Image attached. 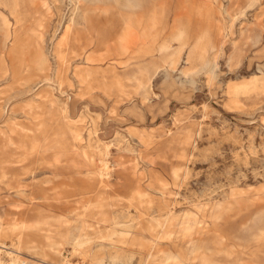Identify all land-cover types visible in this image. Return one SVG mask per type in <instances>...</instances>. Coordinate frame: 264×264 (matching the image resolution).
<instances>
[{
    "label": "rangeland",
    "instance_id": "obj_1",
    "mask_svg": "<svg viewBox=\"0 0 264 264\" xmlns=\"http://www.w3.org/2000/svg\"><path fill=\"white\" fill-rule=\"evenodd\" d=\"M76 3L0 0V264H264V0Z\"/></svg>",
    "mask_w": 264,
    "mask_h": 264
},
{
    "label": "bare ground",
    "instance_id": "obj_2",
    "mask_svg": "<svg viewBox=\"0 0 264 264\" xmlns=\"http://www.w3.org/2000/svg\"><path fill=\"white\" fill-rule=\"evenodd\" d=\"M77 2H78V7H77V3H76V7H77V9H80V6H81V8H83L84 9V11H83V16H82V20L83 21H85V22H87L86 21V18H88V11H93L91 8H88L89 6H87V4H89V3H92L93 4V6H99L100 7V5H99V2H101V0H77ZM103 3V2H102ZM73 15V14H72ZM76 15V14H75ZM71 22H75V19L73 18V19H71ZM74 24V23H73ZM70 26V25H69ZM66 28V27H65ZM136 28V23H130L129 25H128V27L126 28V32L124 33V35L121 37V44H122V47H123V49H125L126 48V46H127V44L131 41V39H132V37H134L135 36V30H137V29H135ZM68 30H70L69 28L67 29V31ZM72 30V29H71ZM81 32V31H80ZM88 32V31H87ZM144 32V31H143ZM68 33V32H67ZM67 35V34H66ZM80 35V34H79ZM88 35V34H87ZM86 35V36H87ZM137 35V34H136ZM81 36H82V33H81ZM89 36V35H88ZM136 37V36H135ZM69 38V37H68ZM75 38V37H74ZM81 38V37H80ZM62 39V38H61ZM78 39V38H77ZM90 39H91V37H90ZM92 40V39H91ZM67 42V41H66ZM63 43V42H62ZM66 44H68V43H66ZM82 46H83V50H85V48L90 44V43H87L85 40H84V38L81 40V43H80ZM92 44V43H91ZM90 44V45H91ZM53 46V45H52ZM91 47H92V45H91ZM91 47H89V48H91ZM74 48V47H73ZM66 49V48H65ZM40 51V50H39ZM43 51V50H42ZM51 54H53V53H51ZM50 54V55H51ZM66 55V54H65ZM73 55V54H72ZM38 56V55H37ZM54 56V55H53ZM86 56V55H85ZM74 57V56H73ZM77 57H78V55H77ZM205 57V56H204ZM54 58H55V56H54ZM60 59V58H59ZM66 59V58H65ZM46 60V59H45ZM57 61V60H56ZM64 61V60H63ZM81 61V60H80ZM206 61V60H205ZM71 64V63H70ZM72 65V64H71ZM78 69V68H77ZM73 70V69H72ZM72 70H70V71H72ZM88 70V69H87ZM93 70V69H92ZM81 71V70H80ZM83 71H84V69H83ZM86 71V70H85ZM91 72V71H90ZM60 73V72H59ZM84 73V72H83ZM89 73V72H88ZM75 74V73H74ZM80 74V73H79ZM82 74V73H81ZM76 76V75H75ZM81 76V75H80ZM91 76V74H86L85 75V78H88V77H90ZM78 77V76H77ZM84 77V76H83ZM144 79H149V77L147 78V76L146 77H144V78H142V80H144ZM139 81H141V79H139ZM81 82V81H80ZM84 82V81H83ZM87 83V82H86ZM146 83V82H145ZM84 84V83H83ZM81 86V85H80ZM144 86H145V84H144ZM86 87V86H85ZM59 112H62V111H59ZM64 112H66V111H64ZM63 113V112H62ZM63 138V137H62ZM76 140V139H75ZM46 150V149H45ZM47 151V150H46ZM109 154V153H108ZM60 156V155H59ZM77 156H78V154H77ZM79 160V159H78ZM59 163V162H58ZM78 164V163H77ZM80 165V164H79ZM110 165V164H109ZM108 162L107 161H103V162H101V170H100V178H107V177H109V173H108ZM76 166V165H75ZM73 167V166H72ZM82 167V166H81ZM84 168H85V166H84ZM88 169V168H87ZM111 169V168H110ZM90 172V171H89ZM93 173V172H92ZM98 175V174H97ZM110 179V178H109ZM107 185V184H106ZM160 186V185H159ZM162 192H164V191H162ZM141 196V195H140ZM87 207V206H86ZM86 209V208H85ZM84 216V215H83ZM202 224V223H201ZM190 225H192V224H190ZM25 227V225L23 224V226H22V229ZM61 227V226H60ZM194 227V226H193ZM191 229V228H190ZM187 231H188V229H187ZM27 233H23L22 235H26ZM27 235H29V234H27ZM29 236H33V235H29ZM220 238V237H219ZM222 243V242H221ZM213 244V243H212ZM49 245H52V244H48L47 246H49ZM55 245V247H56V252H58V249L60 248V244H54ZM219 246V245H218ZM218 246H216L217 248H218ZM220 246H222V245H220ZM223 247V246H222ZM39 248H41V247H39ZM216 248V249H217ZM2 249L3 250H7V248L5 247V246H0V252L2 251ZM218 250V249H217ZM231 250V249H230ZM213 251V250H212ZM227 252V251H226ZM3 253V252H2ZM164 253V252H163ZM19 255H20V253H18ZM234 254V253H233ZM233 254H232V256H233ZM231 255V254H230ZM236 255V254H235ZM219 256V255H218ZM237 256V255H236ZM215 257V256H214ZM225 257V256H224ZM239 257V256H238ZM5 258V257H4ZM204 258V257H203ZM236 259V258H235ZM18 258L17 259H15L13 262H18ZM242 260V259H241ZM235 261V260H234ZM206 262H207V260H206ZM208 262H210L209 260H208ZM235 264H237V263H235Z\"/></svg>",
    "mask_w": 264,
    "mask_h": 264
}]
</instances>
